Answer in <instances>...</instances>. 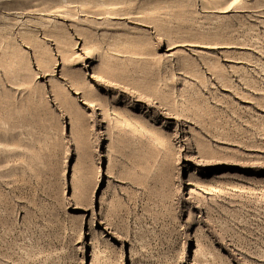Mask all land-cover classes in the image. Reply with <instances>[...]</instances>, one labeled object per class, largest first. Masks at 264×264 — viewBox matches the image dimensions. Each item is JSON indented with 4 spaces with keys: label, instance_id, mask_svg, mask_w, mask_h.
Segmentation results:
<instances>
[{
    "label": "rangeland",
    "instance_id": "1",
    "mask_svg": "<svg viewBox=\"0 0 264 264\" xmlns=\"http://www.w3.org/2000/svg\"><path fill=\"white\" fill-rule=\"evenodd\" d=\"M0 264H264V0H0Z\"/></svg>",
    "mask_w": 264,
    "mask_h": 264
}]
</instances>
